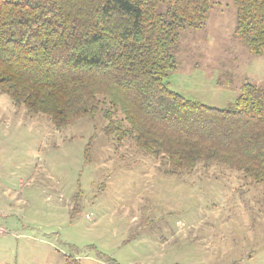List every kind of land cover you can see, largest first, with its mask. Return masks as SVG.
<instances>
[{"label":"rangeland","instance_id":"1","mask_svg":"<svg viewBox=\"0 0 264 264\" xmlns=\"http://www.w3.org/2000/svg\"><path fill=\"white\" fill-rule=\"evenodd\" d=\"M235 21L232 0H211L179 32L169 89L228 109L245 83L264 88V53ZM105 123L56 129L0 94V264H264V185L215 163L170 174Z\"/></svg>","mask_w":264,"mask_h":264},{"label":"trees","instance_id":"2","mask_svg":"<svg viewBox=\"0 0 264 264\" xmlns=\"http://www.w3.org/2000/svg\"><path fill=\"white\" fill-rule=\"evenodd\" d=\"M232 1L234 38L263 54L264 0ZM210 10L211 0H0V94L56 129L100 116L107 137L170 174L215 163L264 185V88L245 83L217 109L166 85L179 32Z\"/></svg>","mask_w":264,"mask_h":264},{"label":"built area","instance_id":"3","mask_svg":"<svg viewBox=\"0 0 264 264\" xmlns=\"http://www.w3.org/2000/svg\"><path fill=\"white\" fill-rule=\"evenodd\" d=\"M4 232H3V230L0 228V235H2Z\"/></svg>","mask_w":264,"mask_h":264}]
</instances>
